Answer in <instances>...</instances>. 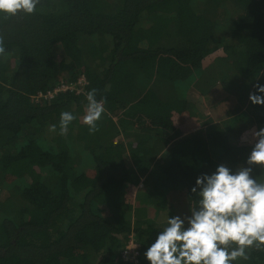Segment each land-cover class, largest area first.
<instances>
[{"label":"trees","instance_id":"trees-1","mask_svg":"<svg viewBox=\"0 0 264 264\" xmlns=\"http://www.w3.org/2000/svg\"><path fill=\"white\" fill-rule=\"evenodd\" d=\"M37 7L33 15L0 14L7 52L0 185L11 194L0 199V264H150L144 252L163 230L155 217L185 202L197 207V177L220 164L247 166L255 141L241 136L264 128V105L248 95L264 84V0H40ZM209 59L216 60L206 69ZM81 78L79 95L31 102L60 80L78 87ZM216 83L242 100L246 94L245 111L219 123L202 111L191 92L209 98ZM93 88L117 122L102 116L90 134L77 116ZM63 111L76 117L66 135ZM252 175L264 180V167ZM129 241L138 247L132 261L122 255ZM248 255L234 264H264V250Z\"/></svg>","mask_w":264,"mask_h":264},{"label":"clouds","instance_id":"clouds-1","mask_svg":"<svg viewBox=\"0 0 264 264\" xmlns=\"http://www.w3.org/2000/svg\"><path fill=\"white\" fill-rule=\"evenodd\" d=\"M39 4L40 0H0V14L5 18L33 15ZM5 55L0 36V56ZM253 87L256 93L264 94V84ZM256 93H249V100L264 105V95ZM96 94L93 88L86 95L83 123L90 134L99 130L98 122L106 111V99L98 100ZM75 119L72 112H61L60 135L67 134ZM56 130L55 124L49 128L51 132ZM251 137L255 143L247 166L233 171L220 164L213 173L197 177L191 192L198 195V206L190 209V215L167 218L166 226L144 252L150 264H234L248 260L251 249L264 250V180L252 175L254 166L264 167V128L251 130Z\"/></svg>","mask_w":264,"mask_h":264},{"label":"rangeland","instance_id":"rangeland-1","mask_svg":"<svg viewBox=\"0 0 264 264\" xmlns=\"http://www.w3.org/2000/svg\"><path fill=\"white\" fill-rule=\"evenodd\" d=\"M55 57L57 60H59L62 57V51L60 50V48L58 47V49L55 52ZM213 59H209L206 60L204 62L205 68L208 69L209 67H211L215 60ZM13 69V68H12ZM60 80V79H59ZM63 81L60 80L58 83H54L53 84V88L57 87L59 85V83ZM82 83V81H81ZM222 85L219 83H216L213 87H212V91L208 94L209 98H203L196 90H192V94L191 97L195 100H198L200 102L201 105V110L203 111H208L210 114H212V119H214L215 122H221V121H225L226 119L231 118L234 115H237L240 112H244L245 111V106L247 105V95L245 94V98L244 100H242L241 97L237 96L236 94H231L229 92L223 91V89L221 88ZM195 89V88H194ZM80 92V90H79ZM82 92H84V88H82ZM86 94V92H85ZM36 95V94H35ZM249 95V94H248ZM33 96V95H32ZM32 96H31V100H32ZM85 115V111L84 113H80L77 116L78 121L82 124L83 123V116ZM117 118L116 116H112V122L116 121ZM250 130V129H249ZM245 131L243 132L242 136L243 137L246 133L247 135V139H246V143L248 142L249 138L251 137V130L249 131ZM121 139V137H118V140ZM46 140L49 143L50 137L47 136ZM117 140V141H118ZM122 140V139H121ZM245 140V139H242ZM12 181L14 179H11ZM10 192L6 189V185L2 184L0 185V199H4L7 196H10ZM186 206H169V209H172L170 212H162L159 215H157L154 219V225L156 227H161L162 229L166 226V221L167 218L170 216H176V215H180L181 217H184L186 215H190V207L188 205V203H186ZM135 205V203H134ZM138 206H133V208H137ZM106 215V214H104ZM130 242V243H129ZM128 244V248L127 250L131 251V250H137V245L134 241H129Z\"/></svg>","mask_w":264,"mask_h":264},{"label":"built area","instance_id":"built-area-1","mask_svg":"<svg viewBox=\"0 0 264 264\" xmlns=\"http://www.w3.org/2000/svg\"><path fill=\"white\" fill-rule=\"evenodd\" d=\"M82 81V83H81ZM84 79L81 78L78 83V87L73 84L65 83V81H61L57 87H52L50 90L46 92H38L36 95L32 96V102L34 104L42 103L51 100L56 94L65 91H73L75 94L79 95L81 92V86L84 85ZM83 88V87H82ZM80 90V92H79ZM130 243V242H129ZM124 260H135L137 256V252L135 250H125L122 253Z\"/></svg>","mask_w":264,"mask_h":264},{"label":"crops","instance_id":"crops-1","mask_svg":"<svg viewBox=\"0 0 264 264\" xmlns=\"http://www.w3.org/2000/svg\"><path fill=\"white\" fill-rule=\"evenodd\" d=\"M84 111H85V110H84ZM81 113H82V112H81ZM83 113H84V112H83ZM83 113H82V114H83ZM105 115L108 116L109 118H111V115L109 116L106 112L103 114V116H105ZM111 119H112V118H111ZM115 120H116V119H115ZM116 122H117V120L114 121V122L110 121L111 124H114V123H116ZM98 123H99V122H98ZM82 124H84V123H82ZM121 139H122V138H121ZM115 141H117V140H115Z\"/></svg>","mask_w":264,"mask_h":264}]
</instances>
